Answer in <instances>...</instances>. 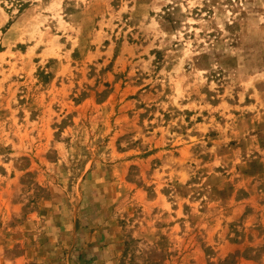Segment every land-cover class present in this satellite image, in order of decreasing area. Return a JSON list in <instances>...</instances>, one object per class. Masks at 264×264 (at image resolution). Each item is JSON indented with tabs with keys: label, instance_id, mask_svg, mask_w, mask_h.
I'll list each match as a JSON object with an SVG mask.
<instances>
[{
	"label": "rangeland",
	"instance_id": "1",
	"mask_svg": "<svg viewBox=\"0 0 264 264\" xmlns=\"http://www.w3.org/2000/svg\"><path fill=\"white\" fill-rule=\"evenodd\" d=\"M0 264H264V0H0Z\"/></svg>",
	"mask_w": 264,
	"mask_h": 264
}]
</instances>
